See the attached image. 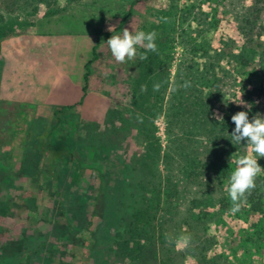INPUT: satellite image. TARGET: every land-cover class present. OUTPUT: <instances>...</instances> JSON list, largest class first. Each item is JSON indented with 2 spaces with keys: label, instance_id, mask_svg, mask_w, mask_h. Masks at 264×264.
Returning <instances> with one entry per match:
<instances>
[{
  "label": "rangeland",
  "instance_id": "374dc122",
  "mask_svg": "<svg viewBox=\"0 0 264 264\" xmlns=\"http://www.w3.org/2000/svg\"><path fill=\"white\" fill-rule=\"evenodd\" d=\"M27 3L12 16L0 9L1 26H22L0 41V86L1 54L10 45L12 77L42 90L55 84L58 92L69 78L66 84L78 81L82 95L64 120L63 106L52 119H37L30 102L0 95V264H264V175L238 211L225 191L236 167L231 157L247 149L223 158L215 151L209 180L192 177L206 164L201 144L216 149L230 138L215 114L264 116L259 5ZM132 23L135 31L157 34V50L138 48L135 60L118 63L106 41L131 31ZM240 87L253 93L251 100L242 97L251 111L236 104ZM177 105L181 115L173 111ZM207 119L212 140L204 138ZM65 126L72 128L68 134ZM256 158L264 167V158Z\"/></svg>",
  "mask_w": 264,
  "mask_h": 264
},
{
  "label": "clouds",
  "instance_id": "9594fccd",
  "mask_svg": "<svg viewBox=\"0 0 264 264\" xmlns=\"http://www.w3.org/2000/svg\"><path fill=\"white\" fill-rule=\"evenodd\" d=\"M131 24V31L124 28L121 35H112L106 41L111 54L116 62L126 63L136 59L137 49L145 48L146 50L155 52L157 45L155 43L156 33L135 31ZM115 27L110 26L108 31L113 32ZM144 55L140 59H146ZM186 83L184 87H189ZM154 90H159V85L154 86ZM243 94L240 96L238 106H243L251 111L252 105L245 103L242 100ZM215 119L219 123L224 122L222 114H215ZM232 122L235 124V129L232 132L231 142L233 144L243 143L246 146V155H241L235 160L230 159V165L235 164V169L231 172L228 185L225 191L230 197L234 207L232 211H238L241 206V201L246 200L248 194L256 188V179L264 175V167L258 163L256 157L264 158V116L257 113L251 120L246 111H240L232 116Z\"/></svg>",
  "mask_w": 264,
  "mask_h": 264
},
{
  "label": "trees",
  "instance_id": "16d2710c",
  "mask_svg": "<svg viewBox=\"0 0 264 264\" xmlns=\"http://www.w3.org/2000/svg\"><path fill=\"white\" fill-rule=\"evenodd\" d=\"M28 0H0V9L2 6L5 7V9L8 12L9 16H12L14 14L17 13V11L19 9H22L25 5H27ZM255 4L259 5L258 7H256L255 11V16H257V19H260L262 21H264V0H254ZM16 8V11H15ZM6 12V11H5ZM2 19L1 23H0V41L4 38H7L9 36H13L16 35L18 33L19 30H21L22 26L20 24H14L12 23L10 26L9 25H3L1 26L4 22H5V18L4 16H1ZM17 23H19V21H17ZM240 65H242V60L238 61ZM243 67L249 68L251 65V63H243ZM87 68V72H89V65L86 66ZM87 79H88V73L85 75L84 78V86H83V92L84 94H86L87 92V87H88V83H87ZM262 94H264V83L262 84ZM239 94L242 95L243 94V99L245 98L246 100H251L253 93H251L247 88L245 87H240L239 89ZM210 107L206 106V110H209ZM73 109V106H66L63 107V109L59 110L62 113V119L64 120V118L67 115V112H69L70 110ZM56 112V113H59ZM176 114L181 115L182 114V108L181 106L177 105L175 107V109L173 110ZM236 114L234 111L231 114L226 115L227 117H225L224 119V124H228V128L226 130V132L224 131V133L222 134H232V132L234 131L233 126L235 127V124L232 122V116ZM208 116V114H207ZM214 123L217 122L213 119ZM75 124H72V126H74ZM208 127V128H207ZM231 127V128H230ZM66 131L65 134H68L69 132H71L72 128L65 126ZM213 131H214V127L213 124L211 123L210 119H207L204 123V138H207L209 140L213 139ZM228 136L230 138H223L220 139L221 141H219L216 145L215 148L214 147H206L205 145L200 146V150L202 151V156H203V161L206 163L205 165H203L204 170L201 171L200 174H192L193 179L196 180V178L198 177H205V180L208 181L210 178V176L213 174V171L216 167L215 164L218 160H215V158H217L215 155H217L215 153L216 152H221L222 154L224 153V155H222L223 158L226 154H231V153H237V152H244L245 151V144L240 143V144H233L230 140H231V136ZM227 136V135H226ZM206 143V142H205ZM207 144V143H206ZM203 147V148H202ZM206 147V148H204ZM225 174V173H223ZM255 211H257L255 209Z\"/></svg>",
  "mask_w": 264,
  "mask_h": 264
},
{
  "label": "crops",
  "instance_id": "0c3cea01",
  "mask_svg": "<svg viewBox=\"0 0 264 264\" xmlns=\"http://www.w3.org/2000/svg\"><path fill=\"white\" fill-rule=\"evenodd\" d=\"M20 43V42H19ZM6 44H11L7 41ZM10 45L3 47L2 50V60L4 61L3 73L1 77V86H0V95L1 97H6L8 100H12L15 102H30L35 106L36 110H34V114L37 119H45L50 120L54 116V108L59 106H72L76 104L81 98V87L80 83L77 81V84H73L69 82L66 84V81L69 79H65L60 86L59 92L55 90V84L46 87L45 90H42L43 87L40 85H27L24 83L23 78H21L18 74H15L12 77V73L7 69V61L8 56L11 53H7ZM24 49H16L14 52L15 56H19L23 53ZM9 52H13L12 49H9ZM66 73V72H65ZM13 80L11 83L10 80ZM82 84V89H83ZM26 90V91H25ZM15 97H21L14 99Z\"/></svg>",
  "mask_w": 264,
  "mask_h": 264
}]
</instances>
